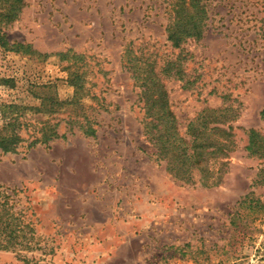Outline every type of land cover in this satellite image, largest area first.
Masks as SVG:
<instances>
[{
	"label": "rangeland",
	"instance_id": "rangeland-1",
	"mask_svg": "<svg viewBox=\"0 0 264 264\" xmlns=\"http://www.w3.org/2000/svg\"><path fill=\"white\" fill-rule=\"evenodd\" d=\"M15 2L0 0V136L22 138L0 146V264H264V0H206L202 37L178 46L179 0Z\"/></svg>",
	"mask_w": 264,
	"mask_h": 264
},
{
	"label": "trees",
	"instance_id": "trees-1",
	"mask_svg": "<svg viewBox=\"0 0 264 264\" xmlns=\"http://www.w3.org/2000/svg\"><path fill=\"white\" fill-rule=\"evenodd\" d=\"M19 0H16V2L13 4L14 9L17 11L20 10V6L21 4L18 3ZM178 7L175 14H173V17L171 18L170 22L168 23L166 30L168 32V39L173 41V45L178 46L180 45V43L187 38H191V37H196V38H200L203 35V32L205 31V27L207 26V20L209 18V14H208V8H207V4H206V0H179L178 2ZM175 10V8H174ZM17 14V13H16ZM14 14V15H16ZM22 46V44L18 43L17 45L13 46V49L15 50H20L18 47ZM173 61H166L164 62V64L161 66V71L167 72V73H171L174 70V67L172 65ZM151 67H154L157 65L155 62H153V64H149ZM183 72V69L181 66H179L177 68V75L179 78L182 79L181 73ZM149 77V79L152 81V83L154 81H157L159 78H157L158 76H147ZM152 89V86L149 85V88L146 89L145 95L149 96L147 98V101L145 102V105H143L145 108V115H150L151 120L149 121V123H157L156 125H158V123H160V120H158L159 117H154L153 115L155 114V107H156V103L153 100V96L150 93V90ZM158 120V122L156 121ZM148 122L145 121V131H151V133H154V127H152L150 130L147 128L148 127ZM188 130L190 131V128H188ZM200 133L197 134L195 136V141L199 144L201 141L204 142V147H206V143L209 141V137L207 136L210 126L207 124H203L200 127ZM95 131V129H94ZM224 131V130H223ZM252 132L253 129H252ZM161 133V139H164V143H167L169 141V135L168 133ZM200 134H202V136H200ZM252 135L250 134V142L248 144V148H250L251 146L254 145V141L252 139ZM52 136H41L38 139H41L44 142H49L50 140H52ZM22 140L21 136L17 135V134H13L12 136H0V146L2 149H4L5 151H13L16 150L20 141ZM197 149V147H196ZM195 149V152H192L191 157L190 156H186L184 157V163H183V167L186 165L185 168L182 169H186L183 170V172H179L180 175H188L189 177H191V171H192V167L195 165L200 164V158L202 156H204V154H207L209 152H197V150ZM168 151V150H167ZM212 153V152H210ZM168 169L170 170V163L168 162ZM172 170V169H171ZM183 177V176H182ZM2 247L8 249L9 248V244H2Z\"/></svg>",
	"mask_w": 264,
	"mask_h": 264
}]
</instances>
